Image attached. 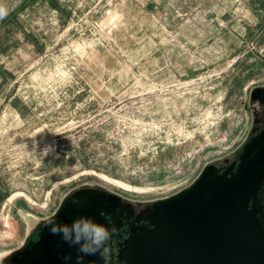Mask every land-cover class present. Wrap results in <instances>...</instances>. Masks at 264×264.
Instances as JSON below:
<instances>
[{
	"label": "rangeland",
	"instance_id": "obj_1",
	"mask_svg": "<svg viewBox=\"0 0 264 264\" xmlns=\"http://www.w3.org/2000/svg\"><path fill=\"white\" fill-rule=\"evenodd\" d=\"M0 6V264L69 192L152 203L252 137L264 0Z\"/></svg>",
	"mask_w": 264,
	"mask_h": 264
},
{
	"label": "water",
	"instance_id": "obj_2",
	"mask_svg": "<svg viewBox=\"0 0 264 264\" xmlns=\"http://www.w3.org/2000/svg\"><path fill=\"white\" fill-rule=\"evenodd\" d=\"M252 97L264 102V87H256ZM263 185L264 131L245 143L237 165L209 164L190 186L150 203L143 216L148 224L139 226L108 264H264ZM92 190L69 195L15 262L77 264L78 246L52 234L49 221L71 225L83 216L105 226L102 211L115 195L89 194ZM102 258L84 256L82 264H105Z\"/></svg>",
	"mask_w": 264,
	"mask_h": 264
},
{
	"label": "flooded vegetation",
	"instance_id": "obj_3",
	"mask_svg": "<svg viewBox=\"0 0 264 264\" xmlns=\"http://www.w3.org/2000/svg\"><path fill=\"white\" fill-rule=\"evenodd\" d=\"M259 103L261 105V113L257 114L255 118V125L252 129V137L257 136L264 131V102L259 101ZM240 154L237 157H234L223 168L230 166L232 164L237 165L239 163ZM85 188L94 189L88 192L89 194H114L115 195V197L111 199L112 200L111 204L110 205L106 204L105 209H103L102 211V214L105 217V226L108 227L109 229L115 228L116 230L115 233L112 234L110 240L105 245V249L102 254L103 255L102 259L103 261L107 260L108 263L114 262L118 259V255L120 254V251L123 248L125 241L128 238H130L132 233L136 229H138L139 226L148 224L143 219V216L150 203L137 205L135 204L133 199L122 195L123 193L118 192V191L109 190L101 186L85 187ZM74 192L75 190L69 192L68 194L71 195ZM260 195L261 197L264 198V185H263V190H261L260 192ZM263 205H264V201H263ZM56 211H54L52 215ZM41 224L42 222H40V224L36 227V229L26 238L24 246L15 252V254L13 255V258H16L17 260L23 259L24 257V255L22 254L23 250L26 247H31V243L39 239V236L42 230ZM26 264H31V263H26Z\"/></svg>",
	"mask_w": 264,
	"mask_h": 264
},
{
	"label": "clouds",
	"instance_id": "obj_4",
	"mask_svg": "<svg viewBox=\"0 0 264 264\" xmlns=\"http://www.w3.org/2000/svg\"><path fill=\"white\" fill-rule=\"evenodd\" d=\"M8 14V10L0 6V19ZM51 224L50 232L54 235H60L61 239L68 243L69 246H78L77 252L82 255L77 256V264H82L84 256L103 254L106 243L110 240L112 234L115 233V228L108 227L95 222L88 217H80L75 219L71 225L56 224L49 221ZM70 259L66 256L65 260ZM105 264L108 261L105 260Z\"/></svg>",
	"mask_w": 264,
	"mask_h": 264
}]
</instances>
